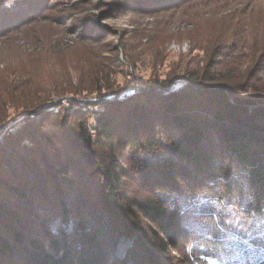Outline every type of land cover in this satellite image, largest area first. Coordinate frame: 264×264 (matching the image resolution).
Listing matches in <instances>:
<instances>
[{
  "label": "trees",
  "instance_id": "trees-1",
  "mask_svg": "<svg viewBox=\"0 0 264 264\" xmlns=\"http://www.w3.org/2000/svg\"><path fill=\"white\" fill-rule=\"evenodd\" d=\"M119 6L152 13L205 9L224 32L190 39L202 54L183 60L193 67L183 71L186 88L150 81L120 98L124 88H57L56 96L87 101L69 99L47 109L52 121L41 110L43 124L27 117L4 132L0 264H175L177 258L190 264L196 255L185 248L199 241L197 234L158 192L217 199L238 193L250 217L264 215V35L256 39L251 21L227 12L223 0H112L78 36L98 39L114 31L90 26ZM38 16L0 23V35ZM26 93L14 111L30 112L46 101L44 92L33 93L37 102ZM100 96L105 100L89 103ZM11 109L0 115V129ZM173 130L185 143L173 159H155ZM123 240L132 245L119 257ZM231 264H264V256L244 253Z\"/></svg>",
  "mask_w": 264,
  "mask_h": 264
},
{
  "label": "rangeland",
  "instance_id": "rangeland-1",
  "mask_svg": "<svg viewBox=\"0 0 264 264\" xmlns=\"http://www.w3.org/2000/svg\"><path fill=\"white\" fill-rule=\"evenodd\" d=\"M110 1L0 0V23L25 18L30 13L39 15L37 21H30L0 35V92L4 100L0 103V115L12 107L9 124L0 129V141L7 129L17 127L27 117L43 124L45 118L38 116L41 110L52 121L55 114L46 113L47 109L59 107L69 99L87 101L71 93L56 96L57 88H124L117 98L147 86L150 81L167 79L171 81L170 87L186 88L183 71L193 67L185 63L190 55L202 54L194 50L190 39L200 35L199 40L208 41L224 32L222 23L207 17L205 9H171L152 13L126 10L119 6L112 17L103 18L90 26H109L114 31L106 32L98 39L78 36L86 30L83 26L88 19L93 16L100 19V7ZM223 2L227 12L243 13L252 23L254 37L258 40L262 38L264 0ZM224 38L229 39L227 33ZM37 91L45 93V103H40L37 109L30 112L14 111L17 101L25 98L21 93L34 95ZM30 98L38 101L35 95ZM103 100V96L88 99L89 103ZM184 143L183 135L173 130L169 138L161 139L162 151L154 156L155 159H173L177 148ZM207 143L216 146L212 140ZM234 166L237 169L238 165ZM238 182L246 188L244 176ZM128 188L135 189V186L129 183ZM220 194L218 199L204 194L190 196L158 192L157 196L169 208L180 210L188 229L196 232L199 241L185 248L190 255L198 258L194 256L190 260L192 264H231L244 253L261 259L264 256V215L250 217L245 211L247 199L244 195ZM131 245L132 241L123 240L118 256L122 257ZM183 260L177 258L175 264H184Z\"/></svg>",
  "mask_w": 264,
  "mask_h": 264
}]
</instances>
